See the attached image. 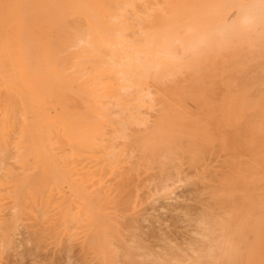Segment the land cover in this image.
Returning a JSON list of instances; mask_svg holds the SVG:
<instances>
[{
  "label": "bare ground",
  "instance_id": "obj_1",
  "mask_svg": "<svg viewBox=\"0 0 264 264\" xmlns=\"http://www.w3.org/2000/svg\"><path fill=\"white\" fill-rule=\"evenodd\" d=\"M193 1L0 0V195L14 178L11 188L21 213L34 202L53 199L64 185L80 196L76 173L82 171L88 181L118 174L122 144L139 147L140 158L160 163L169 179L180 173L176 150L182 139L227 145L244 143L252 131L255 143L264 147V110L261 124L243 128L228 116L226 94L216 103L206 95L218 90L208 88L211 83L247 79L253 65L243 64L249 53L234 45L231 25L217 29L218 56L207 41L183 42V33L194 28V18L186 14ZM252 11L262 15L259 7ZM246 17L252 26L251 10ZM103 90L131 115L122 122L133 133H108L100 106ZM146 103L160 105L151 127L133 116L143 113ZM201 128L210 131L207 137L200 138ZM239 129L243 138L235 136ZM261 152L255 171L245 168L241 191L224 198V223L209 224L207 238L192 247L194 256L181 260L185 264H264ZM64 215L66 222L70 213ZM90 219L99 224L95 216Z\"/></svg>",
  "mask_w": 264,
  "mask_h": 264
},
{
  "label": "rangeland",
  "instance_id": "obj_2",
  "mask_svg": "<svg viewBox=\"0 0 264 264\" xmlns=\"http://www.w3.org/2000/svg\"><path fill=\"white\" fill-rule=\"evenodd\" d=\"M258 7L262 15L252 11ZM250 10L255 15L252 26L245 21ZM186 14L194 18V28L183 33V42L195 46L200 39L207 41L215 56L219 55L221 43L219 30L231 25L236 31L234 45L246 48L249 53L243 64L253 65L250 76L241 82L234 79L230 83L229 80L222 84L211 83L207 87H218V90L206 95L211 103H216L226 94L230 99L226 109L228 116L243 128L248 124H261L260 113L264 110V0H194ZM101 99L106 130L110 135L117 130L123 134L121 130L127 125L122 121L130 119L131 115L109 91L103 90ZM159 108V104L146 103L143 113L133 116L144 118L143 126L151 127L158 120ZM207 123L211 124L210 121ZM263 128L262 123L260 129ZM241 130L239 136L235 131L236 137L245 136ZM126 132L133 133V130L126 129ZM197 133L202 138L210 131L201 128ZM246 138L244 143L227 145L180 140L176 150V166L180 173L170 179L160 163L140 158L142 150L139 147L122 144L120 148L124 153L117 167L118 174L109 173L102 181H88L85 174L78 171L74 178L80 196L64 185V190L53 199L44 198L41 204L39 201L30 204L27 213L19 212L11 188L15 179L9 178L5 182L6 190L0 195V264H179L181 260L193 257V249L208 236L209 224L213 227L224 223L227 193L241 191L245 168L253 173V163L264 151V147L255 143L252 131ZM16 173L14 170L13 174ZM88 202L94 206L90 205L92 210ZM169 204L174 208H169ZM178 208L182 211L171 213ZM66 212L70 216L65 222ZM92 216L99 224L93 223ZM75 217L80 221L76 222Z\"/></svg>",
  "mask_w": 264,
  "mask_h": 264
}]
</instances>
